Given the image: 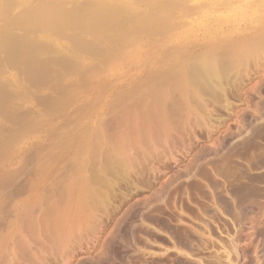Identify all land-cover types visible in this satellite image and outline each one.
<instances>
[{
  "label": "rangeland",
  "instance_id": "obj_1",
  "mask_svg": "<svg viewBox=\"0 0 264 264\" xmlns=\"http://www.w3.org/2000/svg\"><path fill=\"white\" fill-rule=\"evenodd\" d=\"M84 1L81 4L89 6L90 0L85 1L88 4ZM115 1H110L111 4L114 3L113 7L109 4L115 14L110 12L112 10L109 6L101 7H104V10L107 8V11L114 15L123 10L122 13L119 12V17L111 15L117 20L108 17L111 26L108 24L107 32L106 29L103 30L108 23L105 21L102 22L104 23L102 27L105 25L103 28L101 24L97 26L98 28L90 26L96 29V32H93L89 26L90 30L86 27L88 31L84 28L87 31V33L84 31V35L81 26L83 24H77L83 8H76L80 13L76 10L74 12L73 19L78 18V20L72 21L75 25L73 24L74 27L71 28H74L71 38H75L77 32L80 34L79 37L86 36V41L76 37L78 41L84 40V43H79L76 39L75 43L71 42L74 39L72 40L69 34H63L58 29L55 33L52 29L56 28H47L45 33L46 30H50V35L47 32V37L41 39L45 45L40 44L38 39L36 41L39 44L36 41L31 43L36 49L32 48L31 52L29 44L19 43L17 47H20V50L15 46L16 49L12 47L7 52L1 49L0 44V52L1 50L3 52L0 53V140L2 141L0 160L3 158L5 161L0 164V184H3L1 187L4 186V189L1 188L3 190L0 189V253L4 250L8 252L19 239H23L21 242H24L22 246L25 244L26 253H29V250L31 254V250L33 252L36 249L41 250L45 254L47 264H87L88 261L84 259L102 252L101 245L114 239L115 243L124 241V244L139 246L142 251L150 250L147 240L164 247L166 244L163 243L165 240L162 242V236L157 234L155 236L145 227H156L154 226L156 223L158 226L163 219H170V215H174L172 210L174 211L179 205L181 207L184 204L181 209L185 211L186 208L185 212L192 213L193 210L189 212L191 208L185 203L186 201L176 196L181 200L177 201L174 193L167 198V201L157 202L143 210V213L142 210L138 211L137 208L135 210V207H131L132 204L138 198L144 197L148 190L145 183H165L168 173L181 164L195 144L201 142L202 138H208L205 140L208 141L222 125L229 122L227 117L230 115L226 116L225 111L231 114L238 106H244L248 101L250 90L258 83L259 75L264 73V25L259 26V22L254 24L248 21L262 18L263 0H188L189 3L183 5L189 9L184 8L180 2L177 3V0H168L171 2L158 0L159 3L156 0H152L153 3H150V0H147V3L146 0H142L144 5L140 4L141 0ZM80 2L77 5H80ZM145 3L148 8L145 7ZM171 3H174V7L181 6L182 13L176 7H172ZM193 3L198 4V7L202 4L206 5L207 9L203 6L199 8L202 11L195 9ZM227 3H230L229 6ZM1 5L2 0L0 7ZM84 5L82 6L87 9ZM85 9L82 13L84 15L81 16L88 15ZM194 9L202 13L199 14L200 12L197 13ZM191 10L197 15L193 11L195 16L192 15ZM184 11L186 13H183ZM0 12L2 22L5 18H2L4 14L1 10ZM187 12L192 13L191 16ZM181 14L186 15L182 18ZM83 18L81 17L79 22L82 23ZM106 18L107 15L102 19ZM116 22L120 24L118 29ZM181 22L183 24L180 25ZM113 23L116 26H113ZM78 25L82 27L81 30ZM17 26L13 31L14 34L24 36L25 33L21 30L24 27L21 26L19 29L20 25ZM109 27L112 33L108 32ZM122 28L124 33L121 36L118 31ZM12 29L9 28L11 31ZM17 29L18 32L15 33ZM91 30L92 37L90 33L88 34ZM98 31L106 36L99 37ZM57 32L64 37L67 35L70 40L66 37L62 39L61 36L56 38L59 35ZM108 33L109 35L116 33L114 34L116 37L111 35L110 38ZM101 36L106 40H102ZM1 37L4 38L0 33V43ZM2 41L4 42V39ZM36 43L38 46L42 45L39 48L44 46L45 48H35ZM2 45L4 50L9 49ZM17 50L21 51L22 55H19ZM40 50H44L43 53L46 54H40L42 52ZM178 77L183 84L174 87L173 81ZM156 92L161 94L159 99L154 101L155 98L152 99L151 96ZM94 97L99 101L94 100ZM174 101L180 104L181 108L183 107L185 118L194 120L197 116L201 124L180 126L182 131L178 130L180 127L176 129L173 125L169 136L174 133L172 135L180 142L175 138L170 140L166 134L162 137L164 141L157 143L158 146L150 140L149 143L147 142L149 146L143 144L141 137L150 134L151 128L147 126L139 129L140 123L145 122L149 125L152 119L145 113L141 114L142 110L146 112L150 109L154 110L158 103L164 119L168 121L171 117H175L176 120L179 112L174 109ZM88 104L94 109L89 110ZM131 104L134 108L130 107ZM85 108L88 111H85L87 115L83 116L82 112L84 114ZM128 110L136 112L137 116L132 118L134 115L132 112V114L127 113L131 117L125 118L124 113ZM173 139L178 144H173ZM4 142L8 145L2 147ZM113 154L112 160L108 159V156ZM5 156L10 158L6 159ZM199 182L190 180L187 183ZM66 185L69 187H65ZM73 186L77 190L73 189L72 192ZM90 187H93V190ZM81 188L84 191L92 190L91 193L96 195L94 198L90 197L92 194L88 191L82 192ZM35 191L40 193L39 203H41L38 206L40 209L37 207L36 211L34 208L32 210ZM76 191H81L82 194L81 192L76 194ZM92 199L94 201H91ZM172 203L174 206L171 205ZM22 210L30 213L29 216L35 211L33 214L38 216V222L41 223V220L43 222L41 225L37 224L38 227H34L35 232H38L33 235L34 237L32 233L30 236L27 230L24 232L20 227L17 229L15 227V213ZM53 210L59 214L58 219L63 223L60 224L62 225L60 234L51 231L52 220L55 218L52 215L49 218V214L53 213ZM123 213L127 214L126 217ZM140 213H142L139 217L141 219L137 220ZM133 214L136 218L132 216ZM29 216L26 215V224L32 226ZM121 216L124 217L119 219ZM3 220L12 225L8 227L7 222L1 224ZM126 220L128 221L125 222ZM123 221L125 224L122 223ZM120 229L124 232L121 233ZM22 231L24 237L21 236ZM35 245H42L43 249L35 248ZM26 246L29 248L27 249ZM44 249H49V253ZM142 251H135L132 254L119 252L116 257L114 254L112 257L116 261L124 260L125 264H165L159 258L154 257L155 261L149 259L142 254L144 253ZM24 260L23 264L24 262L45 264L41 259L36 260L35 263L29 256ZM156 260L161 262L158 263ZM116 261L115 264H120Z\"/></svg>",
  "mask_w": 264,
  "mask_h": 264
},
{
  "label": "bare ground",
  "instance_id": "obj_2",
  "mask_svg": "<svg viewBox=\"0 0 264 264\" xmlns=\"http://www.w3.org/2000/svg\"><path fill=\"white\" fill-rule=\"evenodd\" d=\"M80 1L81 0H2V5L0 7L1 8L0 10L4 14V16L2 15V18L4 17L5 19L3 18L4 20L1 19L2 22L0 21L1 22L0 23V33L2 34V36H4V38L1 37L2 40L4 39V42L6 41L7 44L1 40L0 44H1L2 48H1V46H0V48L4 52H7V50H10V48L15 47V46L17 47V45H19V43L23 44V45L29 44V46H31L30 47L31 49H29V51L31 52L32 48H33V50H36V49H34V47L32 45L33 42H35L36 40L38 41V39H40V41H41L42 38L47 37L46 34L48 35V33L50 31V30L49 31L46 30L48 33L47 32L45 33V29H47V28L48 29L56 28V29H52V30L55 31L58 29L59 31H62L63 34L64 33L67 35L69 34L68 36L71 38V36L73 35L72 32L74 31V28L73 29H71V28L74 27V25H75L74 23H72V21L78 20V18H79V20L77 21V24H80V25L83 24V25H81V26H83V28L80 25H78V27H80V30L82 28L83 29L82 31L84 32L86 30L88 31L89 28L92 29L90 26H93V27L95 26L96 28H98L99 25L101 24L100 26H101V28H103L105 25L102 27V24H104L105 21L108 22L110 20V18L108 19V17H111V15L115 16V17L118 15V17H119V12L123 11V10L118 11V12H116L118 14L114 15L115 11L112 9V7H113L112 5H114V3L112 2L113 4H111L110 3L111 0L110 1L109 0H90V4H89L90 9H89L88 5L85 6L84 3L81 4V2H83V0L81 2ZM85 1L89 2V0L88 1L85 0ZM150 1H151L150 3H153L155 0L153 2H152V0H150ZM157 1L158 0H156V2ZM177 1H174V2H177V3L180 2L181 5L187 4V2H188V0H177ZM203 1H205V0H203ZM211 1H213V0H211ZM216 1H218V0H216ZM0 2H1V0H0ZM79 2H80L81 6L77 5V4H79ZM122 2H124V0H122ZM132 2H133V0H132ZM168 2H171V1H168ZM225 2H223V3L226 4ZM146 3H147V0H146ZM158 3H159V1H158ZM86 4H88V3H86ZM109 4H111L110 6H112V7H110ZM115 4H117V2ZM130 4H131V2H130ZM140 4L144 5L143 1L140 2ZM171 4H172V7H174L173 6L174 3H171ZM201 4L202 3H200V5ZM228 4H230V3H227V5ZM82 5H84L87 9H85ZM106 5L109 6V9H111L113 11V12L112 11H110V12L114 13V14H111L110 12H108L107 8H105V10L103 9ZM141 5H140V7H141ZM177 5H179V4H177ZM194 5H195L194 6L195 9L196 8L199 9L200 7L203 6V4H202L200 7H198L197 6L198 4H196V3ZM210 5H208V7H210ZM218 5H219V3H218ZM259 5L262 6L263 4L259 3ZM98 6H100V7H98ZM102 6H104V7L101 8ZM126 6H128V5H126ZM126 6H124V7H126ZM146 6H147V4L145 5V7ZM211 6H213V5H211ZM77 7H79V9H80V7H82L83 10L85 9L88 12V15L85 13L86 14L85 16H81V14L84 12H83V10L82 11L79 10L81 12V14L79 15V17L77 19H73L74 18L73 15H74L75 10H76V12H78L77 11L78 9H76ZM175 7L178 10H180V12H181V9H182L181 6L179 8H178V6H175ZM183 7L185 8L186 5L185 6L183 5ZM203 7L206 8V5ZM146 8H148V7H146ZM186 8H188V7H186ZM192 8H193V5H192ZM205 8H203V9H205ZM138 9H140V8H138ZM142 9L144 10V8H142ZM142 9H140V10H142ZM194 10H191V12L193 11L195 13L196 10L195 11ZM200 11H202V10H200ZM213 11H215V10H213ZM80 12H78V13H80ZM188 12H190V11H188ZM196 12L199 13L198 10ZM206 12H207V10H206ZM261 12L263 13L261 19L254 18V19H252V20L250 19L248 21H251L254 24L259 22L260 23L259 26H263L264 25V9H262ZM183 13H186V12L184 11ZM194 13L192 15H194ZM201 13L202 12H200L199 14H201ZM191 14H189V15L191 16ZM252 14H255V13L252 12ZM77 15L78 14L76 13L75 16H77ZM82 15H84V14H82ZM106 15H107V18H106L107 20L102 19L104 16L106 17ZM181 15L183 18L184 14H181ZM181 15H179V16H181ZM177 16H178V14H177ZM81 17H84L83 18L84 20L82 19L83 20L82 23L79 22ZM115 17H111V20H113V18L115 20H117ZM120 18H122V17L120 16ZM174 18H176V17H174ZM175 20L178 21L180 19H175ZM122 21H123V18H122ZM102 22H104V23H102ZM14 24H15V26H17L19 24L20 25L19 29L21 26L24 27L23 29H21L25 33V34L23 33L24 36L23 35L19 36V34L17 35L16 32H18V29L15 31L16 34H14V32H13L15 30ZM108 24L111 26V24L108 22L107 26H105L103 28L104 31L106 29V32H107L106 27L109 26ZM116 24L118 25V22H116ZM181 24H183V23L181 22L180 25ZM185 24H186V22H185ZM114 25L115 24L113 23V26ZM123 25H124V22H123ZM186 25H184V26H186ZM88 26H89V28H88ZM124 26H123V28H124ZM177 26H179V25H177ZM86 27L88 29H86ZM9 28H11V29L14 28V29H12V31H11V30H9ZM16 28H18V26ZM110 28L111 27H109V30H110ZM118 28H120V24L117 26V29ZM123 28H122V30L121 29L119 30L122 33L118 31V33L121 36L124 33ZM52 30H51V32H53ZM80 30H79V32L82 33ZM92 30H93V32H96V29H92ZM92 30H91V32H88V34L90 33L89 34L90 36H91ZM75 31H77V28ZM87 31H86V33H87ZM111 31L112 30H110L108 32H111ZM99 32L100 31H98L97 35L100 37V35H102L103 33H99ZM55 33H56V31H55ZM75 33H76L75 36L78 37V39L79 38L85 39V41H86V38H85L86 36L84 37L85 32L83 33L84 35L81 36L82 38L79 37L80 34H77V32H75ZM58 34L59 35L57 37L56 36L55 37L58 38L59 36H61L63 39V37H64L63 34H60V33H58ZM114 34H116V33H114ZM114 34L109 35V33H108L107 35L110 38H112V37H116V35H114ZM13 35H16L18 37L13 36ZM49 35H50V33H49ZM67 35L65 36L66 38H67ZM104 35H102V36H104ZM111 35H112V37H111ZM51 36H52V33H51ZM76 37L71 38L72 40L74 39L71 42L75 43L77 40ZM70 38H67V40L68 39L70 40ZM93 38H94V36H93ZM98 38H97V40H99ZM94 39H96V37ZM67 40H65V41H67ZM87 40H88V38H87ZM102 40H104L103 37H102ZM105 40H106V38H105ZM40 41H39L40 44L45 45V43H43L44 41H41V42ZM83 41L84 40L78 41V42L84 43ZM91 41H92V39H91ZM37 43H36V45L34 44L35 48L36 47H38V49H42V48L44 49L45 48L44 45H43L44 47L39 48L42 45L38 46L39 43L38 44ZM2 44H4L6 46V48L8 47L9 49H5L6 50L5 51L3 49ZM12 45H14V46H12ZM16 47H15V49H16ZM2 50L0 52L1 54L3 53ZM18 50H20V47L18 48ZM17 51L15 53H17ZM40 51H42V50H40ZM43 51L40 54H46V53H43ZM49 51H50V49H49ZM23 52H26V51H23ZM18 53H19V55H22L21 51H18ZM259 76L260 77L258 79L257 85L254 87V89L250 90L251 93H249V91H248L249 98H247L248 99L247 103L244 104V106L243 105L238 106V107L236 106L237 108L234 112L232 111L233 113L230 111L231 114L226 113V111H225V114H227L226 116L230 115L229 117H227L228 120H230V121L227 123L225 122L226 124L223 123L224 125H222L220 123L222 125L221 129L219 131L217 130V133L214 136H212L208 141H205L208 138L207 139L202 138L203 135L201 137L202 139L199 137L201 139V142L195 144L190 149L188 154L186 155V158H184L181 161V164L178 167H176L175 169L171 170L170 173H168L169 175L166 178L167 179L166 182L165 183H162V182L156 183L155 182L153 184L152 183H145V187H147V189H148L147 192L145 191L146 195L144 194L143 198H141V199L138 198L136 200V202H134V204H132L131 207H135V210L138 209V211L142 210V213H143V210L153 206L155 203L167 201V198L170 195H172V193H174L175 198L177 196V197L181 198V200L186 201L185 203H187L188 207L191 208L190 210L189 209L188 210H189V212L191 210H193L192 213L185 212L186 208H184L185 211L183 209H181V207H183L184 204L181 207H180V205L178 206L177 201L179 198L178 199L176 198L177 199L176 205L178 207L177 206H176L177 208L172 207V209L174 208V211L171 209L172 215H173V212H174V215L173 216L170 215V217H171V218L169 217L170 219H163L162 221H160V223H158L159 224L158 226H157V223H156V225H154L156 227H153V226L145 227V228H147V230H149L150 232L155 234V236H157V235L162 236L161 237V239L163 238L162 242L165 240V242H163V243L166 245L164 246V244L161 243V245L163 244L162 246H164V247H160L159 245L157 246L155 242L151 243V241L149 242L147 240V243H148L147 245L149 246L150 250L149 251H146V250L142 251L140 248H138L139 246H132L130 244L127 245V244H124V241H122L123 244L120 242L115 243V242H113L115 240L114 239L113 241H107L106 243L101 245L102 252H100L98 254H93L91 256H88V258L84 259L85 261H88L87 264H115L114 262L116 260L114 257H116L118 254H120L119 252H122V254L127 253V252L128 253L131 252V254H132V253H135V251L144 252L142 254L144 256L145 255L148 256L149 259L152 258L154 260V257H155V259L159 258L162 262H165V264H264V73H262V75H259ZM174 80H175V81H173V82H175L173 84L174 87H180L183 84V82H181L182 80L180 77H178ZM170 90H172V89H170ZM160 94L161 93L156 92V93H153L151 97H152V99L155 98L154 101H156V99H159ZM101 95L99 96V98L101 97ZM95 98H97V97H94V100H96ZM245 101H244V103H245ZM95 103H93V104H95ZM90 104H91V102H90ZM95 105H98V104H95ZM131 105L132 106H130V107H133V104H131ZM124 107H126V106H124ZM124 107H122V108L124 109ZM130 107H128V108L130 109ZM87 108H89V110H91L92 108L94 109V107H92V108L89 107V104L87 105ZM128 108H125V109H128ZM174 109L177 112H179V115L176 116L177 117L176 120L174 119L175 117H171V119H170L171 121L170 120L167 121L166 119H164L162 111H160V109L158 107V103H157L156 107H154V110L150 109L149 111H147L148 114L146 111H144V109L142 110L143 111L142 113L140 112L141 114L145 113L147 116H150L152 119L151 120L152 122L149 125H147L145 122L140 123L139 129L146 128L147 126H149L151 128L150 134H148V135L144 134L141 137V139H142L141 142L142 143L144 142L143 144L146 143V145L149 146L147 144V142L149 143L148 140L154 142V144L161 143L162 141H164L162 138L163 136H165L166 134H168V136H169L170 129L172 128L173 125H175L176 129H178L177 127L184 126V125L186 126V124L188 126L194 125V124H197V126H198L201 124V123L199 124V122H201V121H199L197 119V116L195 117L194 120L185 118L183 116V111H184L183 107L181 108L180 104L176 103L175 101H174ZM85 111H88V109L87 110H86V108L84 109V114L82 112L83 116L87 115V114H85V113H87ZM132 112L134 113V111H131V112H129V110L126 111V113H124L126 115L125 118H127L128 116L131 117L130 114H132ZM127 113H130V114L127 115ZM135 113H134V115H132V118L137 116V115H135ZM124 114H122V115H124ZM79 118H81V117H79ZM116 119H118V118H116ZM79 120H81V119H79ZM197 126H195V127H197ZM178 130H181V127ZM178 130H176V131H178ZM172 134H174V133H171V135L169 136L170 140L172 138H175V139H177V142H178L179 139L177 137H174ZM177 134H179V133L177 132ZM168 138H166V139H168ZM197 140L198 139H196V141ZM172 141H173V144H178L176 141H174V139ZM0 142H2V141L0 140ZM193 142H194V140H193ZM151 144H153V143H150V145ZM173 144H172V146H173ZM0 145H2V144L0 143ZM4 145L7 146L8 143L5 144V142H4L2 147H4ZM157 146H158V144H157ZM168 146L170 147V145H168ZM138 151H139V149H138ZM114 154L116 155V153H114ZM114 154L112 156L109 155L108 159H111L114 156ZM8 158H10V157H8ZM8 158L6 157V159H8ZM0 161H1L0 162V164H1V163H3L2 161H4V159L1 158ZM6 161H8V160H6ZM3 170H5V169H3ZM11 175H13V172H11ZM7 177H9V175ZM9 179H10V177H9ZM190 180H198V182L200 181L201 183L200 182L199 183H187ZM1 182H2V177H1ZM182 182H185V183H182ZM90 184H92V183H90ZM1 185H3V184H0V189L2 187L4 189V186L1 187ZM79 185H80V183H79ZM35 187L36 188L38 187L37 183H36ZM65 187L68 188L69 186L66 185ZM75 188L76 187L73 186L72 192H73V189L77 190ZM92 188L93 187H90V189H92ZM3 189H1V190H3ZM69 190L70 189H68V192H70ZM81 190H82V192L88 191V190L84 191L82 188H81ZM92 190L88 191V193L90 194L91 192H93ZM80 192H77L76 194H78ZM82 192L80 194H82ZM95 195L92 194V195H90V197L93 196V198H94ZM39 196H40V193L35 191L32 210H34V209H35V211L38 210L37 207L41 204V203H39L40 202ZM80 200L83 201L82 198H80ZM91 201H94V199H92ZM75 202L78 203V201H75ZM82 203L83 202H80V204H82ZM173 203L171 205H173ZM62 204H64V203H62ZM57 207H58V205H57ZM38 208L40 209V207H38ZM54 208H52V209H54ZM35 211H33V213ZM61 211H62V209H61ZM52 212L53 213L49 214V218L52 215V217L55 218V220H52L53 224H51V226H52L51 231H55V232L60 234L63 223H61V219H58L59 214H56V212L54 210ZM137 212L132 211V213H137ZM33 213L31 215L32 216L31 217V216H29L30 213H26V212H24V210L16 212L15 213L16 217H14L15 218L14 224H15L16 229L20 227V230L22 229L24 232L27 230V232L30 233V236H31V233L33 236L36 233L34 227L37 226V224L41 225L43 223L42 220H41V223L38 222L39 221V220H37L38 216H34L35 214H33ZM48 213H47V216H48ZM142 213H140V215L138 214L139 216L137 215L138 216L137 220L141 216ZM27 214L29 216L28 219L31 218L30 220H31L32 226H28L26 224V219H27L26 215ZM126 215H125V217H126ZM63 216H65V214ZM132 216L134 217L135 215L133 214ZM132 216H130V217H132ZM122 217H124V216H121L119 219H122ZM39 218L42 219L43 217L42 218L39 217ZM135 218H136V216H135ZM165 218H166V216H165ZM167 218H168V215H167ZM139 219H141V218H139ZM64 220H65V218H64ZM137 220H136V222H138ZM12 221L10 220V222H12ZM127 221L128 220H126L125 222H127ZM156 221L157 220H155V222ZM5 222H7V221H5ZM5 222L3 220V222H1V224L5 223ZM125 222L123 221L122 223L125 224ZM139 222H141V221H139ZM155 222H154V224H155ZM157 222H159V220ZM6 224L8 227H10L12 225L11 223H8V222ZM60 224H62V225L60 226ZM117 224L119 225L120 223H117ZM124 224H123V226H124ZM26 225L28 227H31V228L33 227V229L30 228L32 232L30 231V229ZM129 225H131V224H129ZM53 226H55V227H53ZM39 227H42V226H39ZM125 228L127 229V227H125ZM28 229H29V231H28ZM23 231H22L21 236L24 235ZM36 231H38V230H36ZM120 231H121V233L124 232V231L122 232L121 229H120ZM18 233L19 232H17V234ZM36 234H38V232ZM119 234H120V232H119ZM121 235L123 236L124 234H121ZM160 236H159V238H160ZM62 237H61V239H62ZM112 237H113V235H112ZM22 240L19 239V241L16 242L17 243L16 245L14 244L12 246V248H9V251L7 249L8 252H6V250H4V251H2V253H0V264H2V262L4 264H23V260L28 258V256H29V258L31 257L35 261V263H36V260H39V259L43 260L45 263L46 257H44L45 256V254H43L44 252H42L40 250L42 252L41 253L40 251H38L39 249H36V251H34V252H33V250H31L32 254L30 253V250H29V253H26V251H25L26 248L24 246L25 244L22 246V243H24V242H21ZM32 241H34V240H32ZM48 241L49 240H47V242ZM35 242H39V241L35 240ZM55 243H56V241H55ZM126 243H128V242H126ZM157 244H159V243H157ZM133 245H134V243H133ZM26 247H27V249L29 248V246H26ZM38 247L39 248L41 247V249H43L42 245L36 246L35 248H38ZM43 247L45 248L46 244ZM0 249H1V247H0ZM2 249H4V248H2ZM30 249H33V247L32 248L30 247ZM44 250L47 252L49 249H47V250L44 249ZM48 253H49V251H48ZM48 253H47V255H48ZM27 254H29V255H27ZM113 254H114V257H112ZM49 257H50V255H49ZM111 258H113V259H111ZM118 258H119V256H118ZM113 260H115V261L113 262ZM28 261H30V263H31L30 259ZM117 261L120 262V264H125L124 260H120V261L117 260ZM117 261H116V263H117ZM161 261L158 260L157 262L159 263ZM40 262L42 263V261H40ZM80 263H82V261ZM24 264H25V262H24ZM27 264H29V263H27ZM45 264H47V263H45ZM160 264H162V263H160Z\"/></svg>",
  "mask_w": 264,
  "mask_h": 264
}]
</instances>
